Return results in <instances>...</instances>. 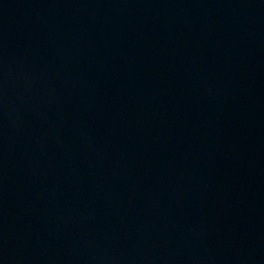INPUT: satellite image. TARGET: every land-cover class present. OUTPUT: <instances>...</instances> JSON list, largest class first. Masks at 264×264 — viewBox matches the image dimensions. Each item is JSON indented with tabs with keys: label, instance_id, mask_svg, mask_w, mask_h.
I'll list each match as a JSON object with an SVG mask.
<instances>
[{
	"label": "water",
	"instance_id": "1",
	"mask_svg": "<svg viewBox=\"0 0 264 264\" xmlns=\"http://www.w3.org/2000/svg\"><path fill=\"white\" fill-rule=\"evenodd\" d=\"M0 264H264V0H0Z\"/></svg>",
	"mask_w": 264,
	"mask_h": 264
}]
</instances>
